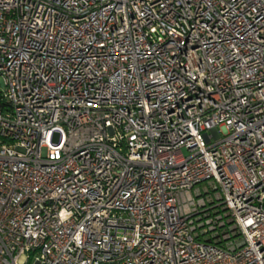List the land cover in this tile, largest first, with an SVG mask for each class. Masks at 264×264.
Wrapping results in <instances>:
<instances>
[{"label":"built area","instance_id":"obj_1","mask_svg":"<svg viewBox=\"0 0 264 264\" xmlns=\"http://www.w3.org/2000/svg\"><path fill=\"white\" fill-rule=\"evenodd\" d=\"M0 79V264H264V0H0Z\"/></svg>","mask_w":264,"mask_h":264},{"label":"rangeland","instance_id":"obj_2","mask_svg":"<svg viewBox=\"0 0 264 264\" xmlns=\"http://www.w3.org/2000/svg\"><path fill=\"white\" fill-rule=\"evenodd\" d=\"M205 184H206V183L202 182V184H201L200 186H201V187H204ZM33 261H34V259H33V257H32L28 264H33Z\"/></svg>","mask_w":264,"mask_h":264},{"label":"water","instance_id":"obj_3","mask_svg":"<svg viewBox=\"0 0 264 264\" xmlns=\"http://www.w3.org/2000/svg\"><path fill=\"white\" fill-rule=\"evenodd\" d=\"M0 82H2V80L0 79Z\"/></svg>","mask_w":264,"mask_h":264}]
</instances>
